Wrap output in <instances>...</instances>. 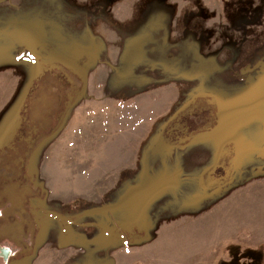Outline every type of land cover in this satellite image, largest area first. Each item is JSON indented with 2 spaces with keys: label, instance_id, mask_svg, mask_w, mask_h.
Instances as JSON below:
<instances>
[{
  "label": "rangeland",
  "instance_id": "obj_1",
  "mask_svg": "<svg viewBox=\"0 0 264 264\" xmlns=\"http://www.w3.org/2000/svg\"><path fill=\"white\" fill-rule=\"evenodd\" d=\"M0 245L264 264V0H0Z\"/></svg>",
  "mask_w": 264,
  "mask_h": 264
},
{
  "label": "water",
  "instance_id": "obj_2",
  "mask_svg": "<svg viewBox=\"0 0 264 264\" xmlns=\"http://www.w3.org/2000/svg\"><path fill=\"white\" fill-rule=\"evenodd\" d=\"M33 57L35 59V62L40 60V56L39 55H34L33 54ZM55 217L58 218L59 220H63V221H67V220L75 221L73 219H67L64 215L59 214V213H56ZM0 256L3 258L4 261H8L10 256H11V250L9 248L3 246L1 248Z\"/></svg>",
  "mask_w": 264,
  "mask_h": 264
},
{
  "label": "flooded vegetation",
  "instance_id": "obj_3",
  "mask_svg": "<svg viewBox=\"0 0 264 264\" xmlns=\"http://www.w3.org/2000/svg\"><path fill=\"white\" fill-rule=\"evenodd\" d=\"M43 66H44V63H43ZM47 69H48V68H47ZM47 69H46V70H47ZM44 71H45V70H44ZM2 247H3V246L0 245V253H1V248H2ZM7 248H8V247H7ZM9 249H10V248H9ZM10 250H11V249H10ZM13 255H14L13 250H11V256H13ZM11 256H10V257H11ZM0 257H1V256H0ZM11 258H12V257H11ZM11 258H10V259H11ZM10 259H9V260H10ZM9 260H8V261H9Z\"/></svg>",
  "mask_w": 264,
  "mask_h": 264
},
{
  "label": "trees",
  "instance_id": "obj_4",
  "mask_svg": "<svg viewBox=\"0 0 264 264\" xmlns=\"http://www.w3.org/2000/svg\"><path fill=\"white\" fill-rule=\"evenodd\" d=\"M216 166H218V165H215L212 169H211V171H214V169H215V167ZM211 177V176H210ZM17 224H15L14 226H16Z\"/></svg>",
  "mask_w": 264,
  "mask_h": 264
}]
</instances>
